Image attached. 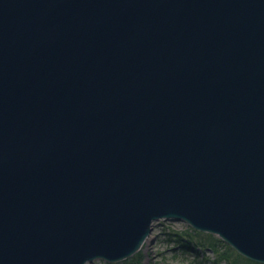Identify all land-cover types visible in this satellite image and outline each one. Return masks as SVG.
I'll return each instance as SVG.
<instances>
[{"label": "water", "instance_id": "95a60500", "mask_svg": "<svg viewBox=\"0 0 264 264\" xmlns=\"http://www.w3.org/2000/svg\"><path fill=\"white\" fill-rule=\"evenodd\" d=\"M161 218L264 263V0H0V264Z\"/></svg>", "mask_w": 264, "mask_h": 264}, {"label": "rangeland", "instance_id": "374dc122", "mask_svg": "<svg viewBox=\"0 0 264 264\" xmlns=\"http://www.w3.org/2000/svg\"><path fill=\"white\" fill-rule=\"evenodd\" d=\"M205 234L212 235L194 229L184 221L161 218L152 223L147 243H143L131 256L119 262L95 259L85 264H197V261H201L200 264H212L213 253L209 247L201 245L207 237ZM213 236L222 241L217 235Z\"/></svg>", "mask_w": 264, "mask_h": 264}, {"label": "trees", "instance_id": "16d2710c", "mask_svg": "<svg viewBox=\"0 0 264 264\" xmlns=\"http://www.w3.org/2000/svg\"><path fill=\"white\" fill-rule=\"evenodd\" d=\"M197 233L199 232L197 231ZM205 235L207 237L203 239L201 245H206L207 248L209 247L213 253L214 259L212 264H220L222 262L226 264H260L242 257L233 248L220 241L213 235ZM200 262L201 261H197V264H200Z\"/></svg>", "mask_w": 264, "mask_h": 264}, {"label": "bare ground", "instance_id": "6f19581e", "mask_svg": "<svg viewBox=\"0 0 264 264\" xmlns=\"http://www.w3.org/2000/svg\"><path fill=\"white\" fill-rule=\"evenodd\" d=\"M149 238H150V237H147V238L143 241V243H147V241L149 240ZM143 243H142V244H143ZM142 248H143V247H142Z\"/></svg>", "mask_w": 264, "mask_h": 264}]
</instances>
